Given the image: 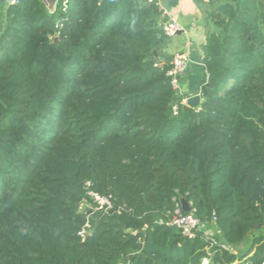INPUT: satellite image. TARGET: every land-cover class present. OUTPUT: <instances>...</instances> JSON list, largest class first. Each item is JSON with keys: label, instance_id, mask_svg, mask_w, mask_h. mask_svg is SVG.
<instances>
[{"label": "trees", "instance_id": "1", "mask_svg": "<svg viewBox=\"0 0 264 264\" xmlns=\"http://www.w3.org/2000/svg\"><path fill=\"white\" fill-rule=\"evenodd\" d=\"M210 2L199 107L171 86L159 0L7 9L0 264L264 263L263 234L239 255L169 225L193 211L236 250L264 223V0Z\"/></svg>", "mask_w": 264, "mask_h": 264}, {"label": "crops", "instance_id": "2", "mask_svg": "<svg viewBox=\"0 0 264 264\" xmlns=\"http://www.w3.org/2000/svg\"><path fill=\"white\" fill-rule=\"evenodd\" d=\"M11 1L0 0V23L7 9L11 6ZM56 2L57 0L54 3L50 2L48 6L54 8ZM222 2H217L212 7H217ZM159 4L164 10L166 21H175L182 28L175 37L169 38L163 53L171 57L178 53H186L188 55L190 63L181 80L183 96H186V100H188L193 96L200 95L201 87L207 80L203 47L207 36L216 30L214 24L206 17L207 12L211 8V2L210 0H177L176 4L168 6V0H159ZM183 104L187 105L186 101H183ZM262 228L264 226H260L252 235ZM209 231H214L222 238V233L219 229L211 227ZM254 237L256 236L254 235L251 238L248 250ZM238 247H236V252Z\"/></svg>", "mask_w": 264, "mask_h": 264}, {"label": "built area", "instance_id": "3", "mask_svg": "<svg viewBox=\"0 0 264 264\" xmlns=\"http://www.w3.org/2000/svg\"><path fill=\"white\" fill-rule=\"evenodd\" d=\"M58 1V0H57ZM66 3L68 0H63ZM19 0H12L11 5L18 3ZM163 32L168 38L175 37L182 28L175 21H166L162 25ZM190 63V59L186 53L176 54L171 63V68L168 71V77L170 78L171 86L175 91L176 95H183L182 88V76L186 72ZM187 99V98H186ZM184 99V101L187 100ZM88 196L93 199L98 210H108L111 208V200L108 197L101 196L94 192H88ZM169 225H174L178 227L182 234L185 237L195 239L199 235L203 239L210 241L211 246L220 245L223 249L228 250L236 254V251L229 247L220 236H217L214 231H209L195 216V213L192 211L187 214H182L180 208L176 211L175 217L169 223ZM207 229V230H206ZM82 237L86 236V230H83L81 233ZM207 255L201 260V264H214L212 261V254L210 252V247L206 249ZM233 264H241V261H236ZM264 264V263H263Z\"/></svg>", "mask_w": 264, "mask_h": 264}, {"label": "water", "instance_id": "4", "mask_svg": "<svg viewBox=\"0 0 264 264\" xmlns=\"http://www.w3.org/2000/svg\"><path fill=\"white\" fill-rule=\"evenodd\" d=\"M55 1L56 0H44V2H46L47 4H49L50 2L54 3ZM50 8H52V7L50 6ZM45 39L48 41L47 37ZM54 41H55V43H57L58 38H56ZM200 103H201V96L200 95L193 96L187 100V105L192 106V107H199ZM181 205H182V208L184 211H189L191 209L189 202L184 198L181 199ZM260 226H264V223Z\"/></svg>", "mask_w": 264, "mask_h": 264}, {"label": "rangeland", "instance_id": "5", "mask_svg": "<svg viewBox=\"0 0 264 264\" xmlns=\"http://www.w3.org/2000/svg\"><path fill=\"white\" fill-rule=\"evenodd\" d=\"M91 206L89 205V204H83L82 205V207H81V209L83 210V211H85L87 208H90ZM207 230V229H206ZM209 230V229H208ZM264 235V228H262L261 230H258V232H256V233H254L253 235L251 234V235H249L245 240H244V242L242 243V244H240L239 245V247H238V254L239 255H243L247 250H248V247H249V245H250V243H251V238H252V236H261V235ZM217 235V234H216ZM218 236V235H217ZM221 238V237H220Z\"/></svg>", "mask_w": 264, "mask_h": 264}]
</instances>
